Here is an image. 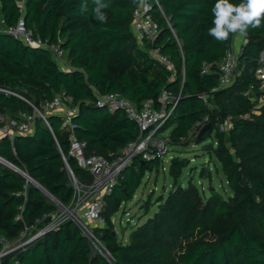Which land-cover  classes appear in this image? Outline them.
<instances>
[{"label":"trees","instance_id":"trees-1","mask_svg":"<svg viewBox=\"0 0 264 264\" xmlns=\"http://www.w3.org/2000/svg\"><path fill=\"white\" fill-rule=\"evenodd\" d=\"M141 0H105L107 22L95 19L92 0L81 12L84 0H26L25 20L36 34L65 51L69 69H62L52 53L0 34V114L17 117L65 93L69 106H78L73 118L74 135L87 143L88 154L115 160L138 139L140 130L124 110L111 112L97 104L98 97L118 92L142 107L148 100L160 108L165 89L179 102L161 132L169 130L168 143L181 145L196 121L207 114L211 128L197 139L207 144L226 176L230 192L212 187L201 194L193 180L178 182L183 160L170 164L175 183L158 209L136 225L129 241L118 238L114 217L135 197L148 172L158 171L161 158L137 156L121 173L105 197L102 218L95 228L114 260L93 251L87 237L72 221L48 230L25 248L13 253L20 264H264V105L256 75L264 52V25L250 28L239 53L240 71L232 85L212 90L220 79V62L231 36L218 42L208 35L213 26L211 8L216 0H150V14L160 33L140 44L132 31L135 10ZM239 3L240 0H231ZM20 16L16 0H2L0 18L15 23ZM174 63L175 73L154 58L149 49ZM204 64L209 70L203 73ZM203 94L209 95V107ZM172 108V107H170ZM232 117L229 131L216 125ZM51 128L37 116L33 132L0 138V155L26 172L64 206H70L75 187L63 154L80 182L93 181L91 173L71 157L70 133L63 117L50 114ZM57 210L45 192L21 173L0 162V235L16 238L25 226L43 229Z\"/></svg>","mask_w":264,"mask_h":264},{"label":"built area","instance_id":"built-area-1","mask_svg":"<svg viewBox=\"0 0 264 264\" xmlns=\"http://www.w3.org/2000/svg\"><path fill=\"white\" fill-rule=\"evenodd\" d=\"M16 1L19 6L20 16L17 21L12 24H9L4 17H1L0 34L11 35L30 47L49 50L59 67L62 69H69L70 66L65 60V51L60 47V44L49 42L27 26L25 20L26 0ZM156 3L160 10L164 12L158 0H156ZM1 5L2 0H0V7ZM150 10V0H141L135 10L132 31L140 44L153 42L160 33L159 23L150 14ZM149 52L154 58L175 73L174 63L169 57L162 54L159 48H151ZM238 59L239 53L232 45V47L227 49L225 56L220 62L219 84L212 90L213 92L233 84L236 75L240 72L238 70ZM208 70L209 65L204 64L202 72L206 73ZM256 75L261 81L260 88L263 92L259 97V106H261L264 105V52L261 55L260 65L256 71ZM0 91L6 94H16L2 88H0ZM202 98L209 107H214L209 100L208 94H203ZM70 102H72L71 97L67 96L65 93H61L56 95L52 100L46 101L41 108L33 105V113L21 112L17 117L0 114V138L7 136L11 141H13L17 135L32 133L37 116L42 117L50 128L51 123L49 115L58 114L62 116V128L71 134L70 156L74 157L79 165L88 170L93 176V181L89 184V189L87 190L92 199L85 203L83 209L78 211V205L83 199H81L80 190L75 187V194L71 205L65 206L61 211L60 207H62L63 204H58L57 210L49 215V221L43 229L39 230L35 227L25 226L23 231L16 238L0 235V264H20V262L13 257L15 251L25 248L28 243L67 220L74 222L80 228L82 233L87 237L95 253L100 254L107 261L112 262L115 259L113 254L108 250L104 241L96 233V227L92 224L101 221L105 197L112 192L121 173L128 166L125 165L124 154L127 155V158L134 159L137 156H142L146 160L152 159L154 155L161 158L166 154L168 150V137L164 136L161 129L172 114L174 107L177 106L179 97H174L169 91L164 89L160 95L162 106L157 108L154 106L153 100H148L142 107H139L135 102L118 92L100 95L97 100L99 106L107 107L111 112L124 110L128 116L136 121L140 130L138 139L131 142L123 150L121 156L115 160H110L103 155L87 153V143L78 140L73 133V118L79 108L78 106H69ZM232 120L231 116L225 120L217 118L216 125L221 131H229L233 125ZM208 123H212V118L209 114L196 121L190 134L195 131L200 133L202 128ZM63 157L67 172L72 181H78L66 155L63 154ZM6 161L7 160L0 155V162L3 163ZM50 198L53 199L51 195Z\"/></svg>","mask_w":264,"mask_h":264},{"label":"rangeland","instance_id":"rangeland-1","mask_svg":"<svg viewBox=\"0 0 264 264\" xmlns=\"http://www.w3.org/2000/svg\"><path fill=\"white\" fill-rule=\"evenodd\" d=\"M246 39V36L234 35L233 45L234 49L240 53L243 45L242 42ZM238 41V43H236ZM246 43V42H245ZM236 45L237 48L236 49ZM164 136H169V130L165 131ZM199 132L195 131L190 134L188 139L183 140L185 143L181 145H175L168 143V150L163 157H161V167L158 171L148 172L142 185L136 191L135 197L124 204L121 210L114 217L116 224L117 236L124 241H129L130 234L134 230L135 226L144 221L148 215H152L158 209L157 201L161 196L167 197L170 190L175 183L174 179L169 173L170 164L173 160H183L185 167L182 170L181 175L178 178V182L187 184L189 180H193L198 186L202 195L206 196L212 187H215L218 192L227 194L230 192V188L227 184L226 176L222 170L220 162L206 147L211 138L204 142H200L197 138ZM124 154V153H123ZM125 165H130L133 161L131 158H127L124 154ZM74 187H77L81 192V199L83 201L78 205V211L85 207V203L90 201L91 195L87 192L89 189V182L84 181H72ZM47 197L54 201L56 205L61 204L55 197L50 198V195L45 192ZM152 201L150 206V212L146 215L145 205ZM65 208L64 205L60 207L62 211ZM73 209V208H72ZM105 224L103 218L99 222H95L92 225L94 227H100Z\"/></svg>","mask_w":264,"mask_h":264},{"label":"clouds","instance_id":"clouds-1","mask_svg":"<svg viewBox=\"0 0 264 264\" xmlns=\"http://www.w3.org/2000/svg\"><path fill=\"white\" fill-rule=\"evenodd\" d=\"M92 12L96 20L106 23L104 11L109 5L105 0H92ZM88 11L87 0L81 4V12ZM213 26L208 29V35L218 42H224L231 36L239 34L246 36L250 28H260L264 25V0H216L211 8Z\"/></svg>","mask_w":264,"mask_h":264},{"label":"water","instance_id":"water-1","mask_svg":"<svg viewBox=\"0 0 264 264\" xmlns=\"http://www.w3.org/2000/svg\"><path fill=\"white\" fill-rule=\"evenodd\" d=\"M11 36V35H10ZM211 128V124L208 123L207 125H205L202 130L200 131L199 133V137L204 133L206 132L207 130H209ZM176 161V160H173V162ZM172 162V163H173ZM3 164L19 173H21L22 175L26 176L28 178V180H31L32 182H34L37 186H39L44 192H47L45 189H43L38 183H36L32 178L29 177V175L27 173H25L21 168H19L18 166H16L14 163L10 162V161H6V162H3ZM49 195H51L53 198L54 196L52 194H50L49 192H47Z\"/></svg>","mask_w":264,"mask_h":264},{"label":"crops","instance_id":"crops-1","mask_svg":"<svg viewBox=\"0 0 264 264\" xmlns=\"http://www.w3.org/2000/svg\"><path fill=\"white\" fill-rule=\"evenodd\" d=\"M245 42H246V39L242 42L241 45L245 44ZM236 43H238V41H236ZM232 45H233V44H232ZM233 47H234V45H233ZM236 49H238V48H237V45H236Z\"/></svg>","mask_w":264,"mask_h":264}]
</instances>
